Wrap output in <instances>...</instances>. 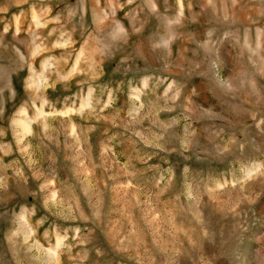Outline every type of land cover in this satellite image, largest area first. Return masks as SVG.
Segmentation results:
<instances>
[{
	"label": "rangeland",
	"instance_id": "rangeland-1",
	"mask_svg": "<svg viewBox=\"0 0 264 264\" xmlns=\"http://www.w3.org/2000/svg\"><path fill=\"white\" fill-rule=\"evenodd\" d=\"M0 264H264V0H0Z\"/></svg>",
	"mask_w": 264,
	"mask_h": 264
}]
</instances>
